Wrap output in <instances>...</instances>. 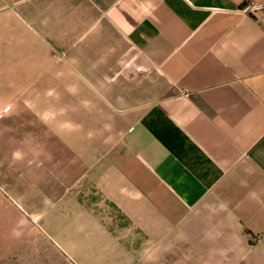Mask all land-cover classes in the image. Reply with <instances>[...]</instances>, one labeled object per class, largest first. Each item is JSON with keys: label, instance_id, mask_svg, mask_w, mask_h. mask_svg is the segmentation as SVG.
<instances>
[{"label": "crops", "instance_id": "0c3cea01", "mask_svg": "<svg viewBox=\"0 0 264 264\" xmlns=\"http://www.w3.org/2000/svg\"><path fill=\"white\" fill-rule=\"evenodd\" d=\"M0 73L90 139L7 156L10 264H264V0H0Z\"/></svg>", "mask_w": 264, "mask_h": 264}, {"label": "rangeland", "instance_id": "374dc122", "mask_svg": "<svg viewBox=\"0 0 264 264\" xmlns=\"http://www.w3.org/2000/svg\"><path fill=\"white\" fill-rule=\"evenodd\" d=\"M27 75L25 73H0L1 168L8 166L10 162L8 157L13 156V151H20L22 153L20 156H24L28 145H32L34 156H46L48 152L55 155L56 149H51L52 145L59 146V150H63L64 147H71L70 150H73V145L75 143L79 145L80 140L82 143L90 142L89 138L72 135L76 132L72 130L74 126L78 128L82 123L69 120L73 116V104L69 103L72 100V92H66V96L62 98L56 89H43L37 90L38 94H33L30 99L31 90L23 87ZM42 96H45V100H49L50 103H42ZM30 100H33V103H28ZM104 140L106 138H96V141L100 143ZM43 145L47 146L44 151H42ZM51 159L56 161V158ZM23 166V161H17V167L22 168ZM37 166L40 167V165ZM50 166H52L50 168H56L52 163ZM1 193L8 198L7 194L2 191ZM10 261L8 233L1 232L0 264H10Z\"/></svg>", "mask_w": 264, "mask_h": 264}, {"label": "built area", "instance_id": "2783aa9c", "mask_svg": "<svg viewBox=\"0 0 264 264\" xmlns=\"http://www.w3.org/2000/svg\"><path fill=\"white\" fill-rule=\"evenodd\" d=\"M252 6H254V4L250 3L247 9L249 10Z\"/></svg>", "mask_w": 264, "mask_h": 264}]
</instances>
